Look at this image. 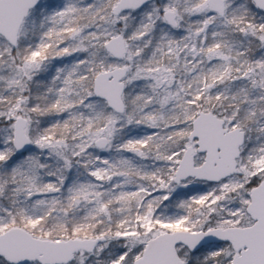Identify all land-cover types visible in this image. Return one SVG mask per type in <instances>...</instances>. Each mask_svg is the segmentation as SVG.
<instances>
[{
  "label": "snow or ice",
  "instance_id": "snow-or-ice-1",
  "mask_svg": "<svg viewBox=\"0 0 264 264\" xmlns=\"http://www.w3.org/2000/svg\"><path fill=\"white\" fill-rule=\"evenodd\" d=\"M0 264H264V0H0Z\"/></svg>",
  "mask_w": 264,
  "mask_h": 264
}]
</instances>
